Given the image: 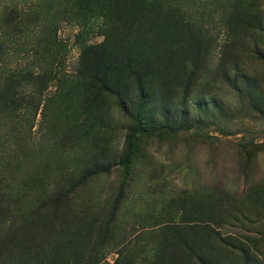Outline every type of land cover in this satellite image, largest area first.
<instances>
[{"label": "rangeland", "instance_id": "374dc122", "mask_svg": "<svg viewBox=\"0 0 264 264\" xmlns=\"http://www.w3.org/2000/svg\"><path fill=\"white\" fill-rule=\"evenodd\" d=\"M88 5L0 0V194L73 191L35 228L0 219V264H264V0ZM97 45L123 100L59 95ZM46 64L29 105L4 104L5 74ZM49 229L58 259L28 243Z\"/></svg>", "mask_w": 264, "mask_h": 264}, {"label": "trees", "instance_id": "16d2710c", "mask_svg": "<svg viewBox=\"0 0 264 264\" xmlns=\"http://www.w3.org/2000/svg\"><path fill=\"white\" fill-rule=\"evenodd\" d=\"M49 3L53 0H45ZM89 0H66V4L68 6H71L73 9L81 10L82 12H86V7L88 8ZM84 7V8H81ZM21 12L16 7L9 8L4 14L2 18V26L5 27V29L9 32H20L22 31L21 28V20L19 19ZM56 13V12H54ZM33 14V13H31ZM32 17L36 15H31ZM52 16V15H51ZM49 18H51L49 16ZM34 19V18H33ZM43 21L45 18H42ZM3 49V46H0V50ZM100 49H102L101 45H97L95 47H86L84 51L81 54L80 58V67L75 75L68 77L63 76L64 78V86H62V89L60 92H57L61 96H66L68 92H70V89L76 85H80V87L83 89V94L86 96H91L92 101L95 102L99 97L106 95V96H112L116 98L119 101L123 100V92L121 87H119V84L115 80H111L109 74L107 71L101 67L100 71H98L97 66L100 65L102 62V52H100ZM43 74H34L32 71H27L25 69H12L10 72L5 74L1 81L3 85H7L6 91L2 95L4 104H7L9 106H13L15 103H26L29 105L31 101L28 99L33 95V92L31 90V87L34 86V84H37L39 86V83L42 81V84L46 82V77L50 73V65L46 64L43 69ZM16 89H20L19 86H26L29 87V92L26 94L24 91L19 93L20 97L19 99H16L17 93H13V89H9L8 87L10 85H14ZM1 92V91H0ZM12 92V93H11ZM31 94V95H30ZM40 95V94H39ZM93 95V96H92ZM27 98V100L25 99ZM25 100V101H24ZM138 125V123H136ZM139 126V125H138ZM133 142L128 141V147ZM132 145V144H131ZM129 150H131V146L129 147ZM128 150V151H129ZM62 190L59 189L54 195H52L49 200L41 201L37 205H26L24 207H21L22 203L27 202V197H6L5 194H0V219L6 218L12 215H15L11 219H8L9 222H12L14 224H24L26 223L28 228H35L36 225L39 223L42 213L45 212L46 209L51 208V210L54 209L53 212H51V216H53L54 220L55 216L57 215V208L59 207L60 203L67 202L71 198L73 191L72 187L68 188L67 190L63 191V195H61ZM13 204V205H10ZM36 204V203H34ZM16 206H19L17 209ZM24 210H22V209ZM35 208V209H32ZM28 213H23L25 210H29ZM50 214V213H49ZM21 215V216H18ZM21 229V226L18 227ZM49 229L48 231H50ZM46 232V231H45ZM56 231L48 232L45 235L46 239H49L50 244H43L35 246L34 242H28L34 246V249L40 248L41 250L46 246L47 249L51 250V252L57 257L59 252L57 250H53V246H56V243L54 242L52 234H55ZM58 246L55 248L57 249ZM37 251V250H36ZM34 252V250L32 251ZM42 251H37V253H33V256L30 257V260H32L33 264H43L44 260L43 257L40 256L38 258V255L41 254ZM37 257V258H35ZM43 260V261H42Z\"/></svg>", "mask_w": 264, "mask_h": 264}]
</instances>
